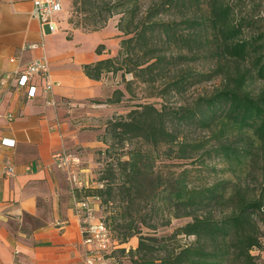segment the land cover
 Wrapping results in <instances>:
<instances>
[{
    "label": "trees",
    "instance_id": "obj_1",
    "mask_svg": "<svg viewBox=\"0 0 264 264\" xmlns=\"http://www.w3.org/2000/svg\"><path fill=\"white\" fill-rule=\"evenodd\" d=\"M71 3L75 19L69 21L85 31L118 16L122 37L116 54L83 66L89 77L111 74L121 85L106 103L117 106L135 97L134 84L141 86V98L161 101L137 102L107 118L103 164L95 170L102 186L84 189L109 211L103 221L110 240L121 244L138 237L136 247L111 251L127 259L117 264H258L252 250L264 249V186L252 190L241 178L228 189L222 183L193 186L189 168L163 175L156 159L213 155L232 169L255 166L257 151L264 149V0ZM213 80L217 85L191 104H168V97ZM255 81L261 84L257 91L251 87ZM197 129L211 132V148L207 141L187 139ZM155 214L160 224L146 219ZM180 217L189 220L168 234L142 233V227L154 230ZM182 236L193 238L181 242Z\"/></svg>",
    "mask_w": 264,
    "mask_h": 264
},
{
    "label": "crops",
    "instance_id": "obj_2",
    "mask_svg": "<svg viewBox=\"0 0 264 264\" xmlns=\"http://www.w3.org/2000/svg\"><path fill=\"white\" fill-rule=\"evenodd\" d=\"M31 9V0H0V139L14 140V146L0 143V165L15 169L13 176H0V264H86L88 245L73 196L90 195L84 189L72 192L51 156L62 149L81 150L82 176L95 185L104 122L118 109L105 100L121 85L111 74L91 78L83 66L115 55L122 36L117 18L94 31L71 26L64 5L54 14L57 32L50 33ZM32 43L39 46L28 47ZM42 55L49 62L56 106L46 103L50 94L43 92L41 76L20 87L12 75Z\"/></svg>",
    "mask_w": 264,
    "mask_h": 264
},
{
    "label": "rangeland",
    "instance_id": "obj_3",
    "mask_svg": "<svg viewBox=\"0 0 264 264\" xmlns=\"http://www.w3.org/2000/svg\"><path fill=\"white\" fill-rule=\"evenodd\" d=\"M63 5L65 7V16L67 19H69L71 16L75 19V11L74 6L71 3V0H62ZM262 14H264V10H262ZM117 15L112 16V18H117ZM73 24H71L72 26ZM85 31V30H84ZM88 32V31H86ZM218 83L217 80H213L211 82H206L203 84H197L191 86L184 94L181 96H170L168 97V104L171 106H179V105H189L191 104L196 96L204 91H210L214 86H216ZM134 91H135V97H126L123 98V100L115 106L116 111H113L112 116L115 114H120L121 112H125L131 107H133V104L141 101H152L157 106H159V103L161 102L159 98H147L143 99L142 96V90L141 86L134 84ZM261 86L260 82L255 81L251 83V87L254 90H258ZM104 132V131H103ZM104 134V133H103ZM107 140H109V136L106 135ZM187 139L188 140H203L207 141L206 148H211L212 145L215 144V140L211 137V132L208 130H202L197 129L191 132H187ZM135 145H140L139 143ZM106 148V144L103 148L98 149L95 153V161L96 166L95 170H98V168L101 167L100 161L102 156V151ZM127 146L122 150L123 154L121 155L122 158H126L127 155L125 154V151L127 150ZM258 156L256 158V164L254 167L244 166V167H235L230 168L227 162L220 159V157H215L213 155L211 156H205V158L200 159V157L196 154L193 157L187 158V159H176V158H157L156 159V166L158 170L161 171L163 175L168 174V172L178 171L181 168H189L190 172L188 174V181L190 185L193 186H205L210 184H216V183H222L227 189L232 186V184L238 182V179L242 182H246L249 185V188L252 190H258L262 186H264V168H261L260 166L264 167V149L258 150ZM203 160V162H201ZM109 214V211L105 209L103 206L99 204V210L96 212V215L101 218L102 220L107 219V216ZM148 221L156 222L158 224L161 223V216L160 215H153L151 218L146 217ZM187 220H189V217H180V218H171L170 223L166 226L158 225L156 229H149L147 227H142V233L143 234H154L157 236L168 234L172 232L176 227L182 225ZM181 242L189 241L193 237H180ZM138 237L133 236L131 237L127 242L125 243H116L113 240H110V245L108 246V251L105 255V260L108 261L109 264H117V260H123L126 261L127 259L124 256H121L119 252H115L116 255L112 256L114 252H111L112 250H117L118 248L124 247L126 250L129 248H134L137 245ZM253 254H258L257 262L258 264H264V249L258 250L253 249Z\"/></svg>",
    "mask_w": 264,
    "mask_h": 264
},
{
    "label": "built area",
    "instance_id": "obj_4",
    "mask_svg": "<svg viewBox=\"0 0 264 264\" xmlns=\"http://www.w3.org/2000/svg\"><path fill=\"white\" fill-rule=\"evenodd\" d=\"M31 16L36 18L41 26H48L50 33L58 30L57 21L54 14L63 11L62 0H31ZM36 43L29 44L28 47L37 48ZM14 61V58H10ZM20 87L28 86L34 76H41L44 79L43 92L52 93L54 82L50 78L49 62L45 55L39 56L28 62L22 68L15 69L12 72ZM29 94H33V87H29ZM48 105L56 106L58 102L50 94L46 101ZM0 143L6 146H14V140L2 137ZM83 152L81 150L62 149L54 152L51 156L52 164L65 171L72 192L76 189H86L90 187L88 182L82 176ZM15 174L14 166L11 164L0 165V176H13ZM97 186H102L100 182ZM75 212L80 221V229L83 241L88 245L85 258L86 264L101 263L105 260V255L110 245V232L105 222L96 215V204L100 203V198L95 195L77 197L73 196Z\"/></svg>",
    "mask_w": 264,
    "mask_h": 264
}]
</instances>
